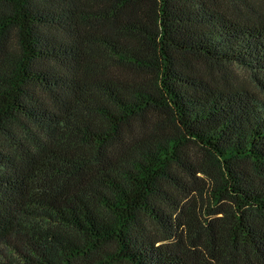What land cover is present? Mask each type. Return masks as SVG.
Returning <instances> with one entry per match:
<instances>
[{
	"label": "trees",
	"instance_id": "trees-1",
	"mask_svg": "<svg viewBox=\"0 0 264 264\" xmlns=\"http://www.w3.org/2000/svg\"><path fill=\"white\" fill-rule=\"evenodd\" d=\"M0 264H264V0H0Z\"/></svg>",
	"mask_w": 264,
	"mask_h": 264
},
{
	"label": "rangeland",
	"instance_id": "rangeland-1",
	"mask_svg": "<svg viewBox=\"0 0 264 264\" xmlns=\"http://www.w3.org/2000/svg\"><path fill=\"white\" fill-rule=\"evenodd\" d=\"M203 66L207 69H210V67L205 64H203ZM214 72H216L220 77H227L229 79L238 81L239 83L246 82L249 79V73L247 71L234 65L228 66V70L226 69V72L224 73H220L218 69H215ZM192 151H194L199 157L204 156L203 151L200 149H194ZM202 182H204V178L201 180V183ZM193 198L196 199L193 200ZM203 198L204 199H201L199 195H193L191 199V201H193L188 205V208H192L194 205L195 209L198 211V214L201 216L202 221H212L213 219L211 218V214L212 210L216 209L215 204L213 203L212 198L208 197V195Z\"/></svg>",
	"mask_w": 264,
	"mask_h": 264
}]
</instances>
